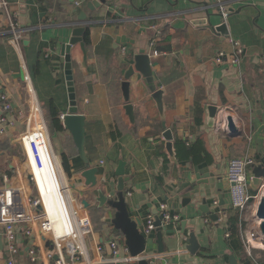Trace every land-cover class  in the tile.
Segmentation results:
<instances>
[{
    "label": "crops",
    "instance_id": "obj_1",
    "mask_svg": "<svg viewBox=\"0 0 264 264\" xmlns=\"http://www.w3.org/2000/svg\"><path fill=\"white\" fill-rule=\"evenodd\" d=\"M5 1L8 8L0 10V82L13 104V112L7 133L0 138L21 140L27 130L24 113L31 111L35 102L46 118L50 105L59 118L68 113L70 100L62 45L69 43L76 27L90 24V44L82 40L71 50L79 109L86 116L87 157L98 168V178H108L112 185L110 195H115L119 162L127 163V202L133 217L145 223L148 215H157L156 210L160 214L163 202L178 215V220L163 230L164 252L150 251L143 256L155 257L163 264H230V256L235 255L239 264H264V249L254 248L252 256L246 251V235H259L260 229L256 228L251 210L241 221L239 211L232 206L231 183L226 176L228 162L235 157H255L256 166L264 167V0H231L229 7L235 10L226 19L227 36L215 28L223 19L215 9L216 0H100L94 10L88 7L92 0ZM83 11L87 13L85 21L79 19ZM10 19L22 31L18 47L11 42ZM231 38L243 45L241 64H232L230 59L215 63L218 51L233 54ZM142 49L151 57L154 82H148L137 71L130 78L129 103L135 115L132 121L125 109L122 83L134 65V56ZM154 49L157 55H153ZM25 76H29L30 85ZM153 87L164 90L166 128ZM208 105L220 106L218 120L226 115L234 117L241 134L230 135L217 123L210 127ZM166 130L173 135L175 150L176 139L187 143L202 139L211 161L180 160L177 150L178 162L171 160L165 151ZM52 136L58 140L59 151L52 142L51 162L44 164L41 180L42 186L50 189L49 211L55 217L57 207L72 232L77 219L74 209L79 215L88 216L92 232L83 238L88 261L115 264L111 262L108 243L116 238L123 246L125 238L104 221L108 211L91 201L90 194L95 189L85 183L82 173L86 166L69 131H52ZM22 145L32 168L33 157L28 152V158ZM63 153L69 157V172L62 164ZM5 161L1 155L0 162ZM253 168L248 176L252 179L250 190L256 193L264 177L256 185ZM8 174H0V186ZM9 185L27 191L25 184L17 186L10 179ZM72 191L79 200L77 206L74 201L71 203ZM203 199L218 219L201 211ZM233 216L236 221L231 223ZM56 225L58 233H62L63 224L58 221ZM27 228L29 224L17 226L16 264H44L39 255L37 263H33L31 250L35 247L43 254L45 245L38 243L37 234H29ZM192 231L199 243L195 253L188 250L187 238ZM41 236L45 240L46 234L41 232ZM156 239L155 230L150 240L152 249L158 247ZM99 245L104 246V252H99ZM138 261L135 258L120 264H139ZM0 264L6 263L0 260Z\"/></svg>",
    "mask_w": 264,
    "mask_h": 264
},
{
    "label": "built area",
    "instance_id": "obj_2",
    "mask_svg": "<svg viewBox=\"0 0 264 264\" xmlns=\"http://www.w3.org/2000/svg\"><path fill=\"white\" fill-rule=\"evenodd\" d=\"M230 3L231 0H216L215 3V9L225 21L229 16L227 9ZM7 8V1L0 0V10H6ZM10 28L13 33L11 42L15 47H18L22 38V31L19 28V24L12 19H10ZM230 41L234 45L233 54L230 55L225 50H220L214 58L215 63L220 64L225 59H230L232 64H241V58L244 54L243 45L234 38H231ZM157 54L158 51L154 49L153 55ZM262 66L264 67V57L262 58ZM25 78L27 81L30 80L29 76H25ZM12 112L13 104L4 91L3 84L0 82L1 136L5 135L8 131V126L11 124L9 117ZM65 116V114L60 116L62 123ZM217 121L218 127L227 129L228 115ZM21 141L25 147L29 145L38 168L42 169L45 163L51 162V152L53 149L51 147L48 124L38 102L34 103L27 116V130L22 135ZM257 163L258 160L252 156L232 158L228 162L226 176L231 183L232 206L239 211L241 221L245 220L246 213L251 210L256 228H259L260 220L257 218V210L262 198H264V182L260 184L256 193H253L250 190L252 179H249L248 176L249 170L255 167ZM31 178L36 185L37 191L40 192L33 173H31ZM4 183L3 186H0V236L2 242L0 260H4L6 264H16L18 261V257L16 256L19 254L17 226L29 224L27 232L29 234L36 233L38 243L45 245L43 254L33 247L31 250L33 263H37V256L39 255V259L43 258L44 264H90L83 241V238L92 232V224L88 216H81L78 210L74 209V215L77 216V219L74 221L75 229L73 233L71 235H56L50 224V219L46 208L43 206L40 194L38 198H32L23 187L18 189L9 185V178L7 176L4 177ZM73 201L74 199L71 198L72 204ZM214 203L217 205V201ZM39 204L43 206V209L38 211L37 206ZM160 215L165 225L175 223L178 220V215L174 214L165 202L160 205ZM155 230V216L148 215L145 223L142 225V232L146 236H150ZM41 232L46 234L45 240H42ZM227 235H229L228 232ZM108 247L111 250V262L115 264L135 259V257L130 255L129 248L126 245L121 246L116 238L109 241ZM258 247L264 249L263 235H246L245 248L248 255L252 256L253 249ZM98 250L99 252H104V246L99 245Z\"/></svg>",
    "mask_w": 264,
    "mask_h": 264
},
{
    "label": "water",
    "instance_id": "obj_3",
    "mask_svg": "<svg viewBox=\"0 0 264 264\" xmlns=\"http://www.w3.org/2000/svg\"><path fill=\"white\" fill-rule=\"evenodd\" d=\"M103 2V0H101ZM100 0H92L88 3V7L91 10H94L95 7L101 4ZM235 9L228 7L227 11L230 15ZM207 13L210 16L211 14ZM220 17L221 14L217 13ZM80 20H87V13L81 12L79 16ZM215 28L223 35L227 36L228 25L225 20L222 19V23L215 26ZM85 31L84 26L76 27L73 30V36L71 37L69 43H64L62 45V56L63 62L65 64V74L68 85L70 107L68 113H66L63 125L66 130L71 134L73 141L77 147L80 157L83 159L86 169L83 171L82 176L85 178V183L87 186L94 188L95 192L90 194L91 201H95L98 204L99 208L106 209L108 211L107 217H104V221L108 224H111L114 229L120 231L125 238V245L129 248L130 255L132 257L138 258L139 264H163L162 260H156L155 257L146 258L143 254H147L150 251L154 254L163 253V230L167 229L166 225L162 220V216L158 214L156 210L155 216V226H156V243L158 247L156 249L151 248V235L146 236L142 232L143 222L138 217H133L129 210L127 202V190L126 182L128 178L126 174V162L121 160L118 164V167L115 171L116 175V184L114 187L115 195H110L112 190V185L109 184V180L106 176L98 178V168L93 167L89 161V158L86 154L85 141H86V116L83 113H80L79 103L75 91V83L73 77L72 69V57L71 50L72 46L76 45L78 42L82 41V35ZM135 71L140 72L148 82H154V75L152 69V61L149 53L142 49L138 54L134 56V65L130 66L126 75L125 81L122 83L123 96L126 102L125 109L129 114L132 121L135 120L133 106L129 103V90H130V78L135 73ZM23 77V75H22ZM153 97L157 102L159 109L160 117L163 121V127L166 128L165 123V104H164V90L156 89L153 87ZM207 109V124L210 127H214L218 120V113L220 111V106L208 105ZM226 132L233 136H238L241 134L237 124L234 121L232 116H228V127ZM163 137L166 140L165 142V151L168 153L171 160L178 162L176 157V150L173 142V135L170 130H166L163 133ZM253 181L256 185H259L260 179L264 177V167L262 165L255 166L253 168ZM29 180L33 183L31 174L28 175ZM195 197L198 196L197 193L194 194ZM191 200V198H189ZM187 198V200H189ZM38 211L43 209V206L39 204L37 206ZM201 211L209 214L213 219H218V215L212 213L209 205L207 204L206 199H203V203L200 205ZM114 211V212H113ZM257 218L260 220V231L264 237V198H262L258 210ZM188 250L191 253H195L199 249V243L195 233L192 231L187 238ZM0 248H2L1 236H0ZM230 264H239L235 255L230 256Z\"/></svg>",
    "mask_w": 264,
    "mask_h": 264
},
{
    "label": "rangeland",
    "instance_id": "obj_4",
    "mask_svg": "<svg viewBox=\"0 0 264 264\" xmlns=\"http://www.w3.org/2000/svg\"><path fill=\"white\" fill-rule=\"evenodd\" d=\"M29 82L27 81L28 84H29ZM29 91H30V89H29ZM29 112H30V110H29ZM29 112L24 113V115L27 114L26 118H27ZM44 116L46 118L45 114H44ZM24 117L25 116H23L22 119H24ZM46 121H48L47 118H46ZM47 124H48V122H47ZM48 130H49V135H50V139H51V144H52V142H54V146H55L56 150H58V147H57L58 140H57V138L52 136V131H51V128L49 127V125H48ZM22 135L20 137H22ZM1 155L4 156L6 161L0 162V172H1L0 174L9 173L8 175H9L10 181L14 182V184H16V185L18 183H20L21 186H23L25 184V187L27 188L29 195L32 196V198H38L39 192L37 191L36 185L34 183H29L27 181V178H26V176L28 175V173L30 171V165L28 164L26 152L23 151V145L21 143V140L20 141H9L6 137H1L0 138V156ZM58 157H59V155H58ZM58 161H59V164H60V167L62 170V164H61L60 157L58 158ZM9 165L15 166L14 169L10 168ZM63 176H64V173H63ZM70 196H72L71 198L74 199L75 205L77 206V204L79 203V200L77 198V195L74 194V191L71 192Z\"/></svg>",
    "mask_w": 264,
    "mask_h": 264
},
{
    "label": "trees",
    "instance_id": "obj_5",
    "mask_svg": "<svg viewBox=\"0 0 264 264\" xmlns=\"http://www.w3.org/2000/svg\"><path fill=\"white\" fill-rule=\"evenodd\" d=\"M90 24L85 25V31L82 35V40L84 41L85 44L89 45L91 41V36H90ZM79 103V102H78ZM47 122L49 127L51 128L52 131L56 132H62L65 129L62 121L59 118V114L57 113L56 109L50 105V111L47 115ZM201 121L197 119V124H200ZM113 139H116V136L114 132L112 133ZM176 150H177V156L179 157L180 160H192L195 163H200L205 160H207V151L204 146V142L202 139H198L194 143H187V141H183L180 139H176ZM208 161L210 160V157L208 158ZM62 164L64 169L69 172L70 171V164H69V157L66 153L62 154ZM231 223L236 221L235 216L231 217L229 220Z\"/></svg>",
    "mask_w": 264,
    "mask_h": 264
},
{
    "label": "bare ground",
    "instance_id": "obj_6",
    "mask_svg": "<svg viewBox=\"0 0 264 264\" xmlns=\"http://www.w3.org/2000/svg\"><path fill=\"white\" fill-rule=\"evenodd\" d=\"M26 149H27V153L29 152L32 155L31 149H30L29 145L26 146ZM29 153H28V158L30 157L29 156ZM33 160H34V158H33ZM30 163H31V161H30ZM31 172L36 177L37 186H38L39 191H40L39 194L41 195V199L43 201V206L47 210V213H48V216H49V219H50V224H51V226H52V228L54 230V233L56 235H71L73 232L66 227V225H67V219L64 222V218H61L60 217V211L58 210V208L56 207V216L55 217L52 216L51 213H50V211H49V208H48V205H47V196L50 195L48 193V190H50V189L47 188V187H45V186H42V184H41V180L43 179L44 168H42V169L38 168L36 166V164H35V161H34V166L32 165ZM37 173H39V174H37ZM61 181L63 182L62 178H61ZM58 221L63 224L64 230H63L62 233H58L57 225H56Z\"/></svg>",
    "mask_w": 264,
    "mask_h": 264
}]
</instances>
